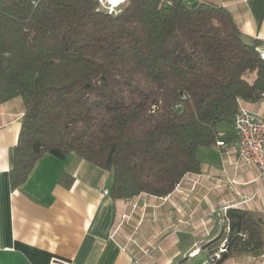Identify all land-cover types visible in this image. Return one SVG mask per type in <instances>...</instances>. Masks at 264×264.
I'll list each match as a JSON object with an SVG mask.
<instances>
[{
  "label": "trees",
  "instance_id": "obj_1",
  "mask_svg": "<svg viewBox=\"0 0 264 264\" xmlns=\"http://www.w3.org/2000/svg\"><path fill=\"white\" fill-rule=\"evenodd\" d=\"M263 96L259 43L224 7L127 0L109 14L98 0H0V104L25 107L13 188L45 155L75 153L113 175L115 200L166 197L200 172L201 147L236 137L242 102ZM223 227L207 245L227 239L217 263L264 251L263 214L232 207Z\"/></svg>",
  "mask_w": 264,
  "mask_h": 264
},
{
  "label": "crops",
  "instance_id": "obj_2",
  "mask_svg": "<svg viewBox=\"0 0 264 264\" xmlns=\"http://www.w3.org/2000/svg\"><path fill=\"white\" fill-rule=\"evenodd\" d=\"M226 8L264 54V0H189ZM242 105L264 115V96ZM25 112L21 97L0 104V264H175L194 261L222 229L225 205L264 216V177L239 158L235 136L201 147L199 173H188L166 196L115 200L113 175L75 153L47 154L13 188V167ZM72 179L70 187L62 178ZM254 197L251 200L246 199ZM200 252L191 253L201 241ZM212 250V249H211ZM205 258L204 260H206ZM230 261L264 264V251Z\"/></svg>",
  "mask_w": 264,
  "mask_h": 264
},
{
  "label": "built area",
  "instance_id": "obj_3",
  "mask_svg": "<svg viewBox=\"0 0 264 264\" xmlns=\"http://www.w3.org/2000/svg\"><path fill=\"white\" fill-rule=\"evenodd\" d=\"M182 1L188 2L189 0ZM98 2L100 7L109 14L119 13L127 4V0H121L117 5L112 0H98ZM161 2L170 4L171 0H161ZM234 129L236 134L234 145L237 148L239 158L247 163L257 165L261 175L264 177V115L242 105L234 117ZM217 144L223 147L227 146L223 140L218 141ZM253 198L250 197L246 201ZM235 206L238 205H225L217 212L220 225L225 223L226 212ZM226 242L227 239H224L222 247L219 249L220 252L216 254V258H220L221 253L226 251ZM204 244L205 241L202 240L190 256L200 252V247Z\"/></svg>",
  "mask_w": 264,
  "mask_h": 264
},
{
  "label": "rangeland",
  "instance_id": "obj_4",
  "mask_svg": "<svg viewBox=\"0 0 264 264\" xmlns=\"http://www.w3.org/2000/svg\"><path fill=\"white\" fill-rule=\"evenodd\" d=\"M223 226H224V224L223 225L222 224L220 225L222 231H223V228H224ZM222 243L220 245V248L222 247ZM217 250L218 249H216V248H212V250L210 249L209 254H208L209 257H207V253H203V254L199 255V257H197L196 259H194V261H186V260L180 261V260H178V262H176L175 264H233V262L230 261V258H228L227 260H225L223 262L217 263V261H218L219 258H216V254L218 252H220L219 250L218 251ZM213 252H215V253L213 254ZM205 258H207V259L204 260ZM234 264H243V263L242 262H239V261H235Z\"/></svg>",
  "mask_w": 264,
  "mask_h": 264
},
{
  "label": "bare ground",
  "instance_id": "obj_5",
  "mask_svg": "<svg viewBox=\"0 0 264 264\" xmlns=\"http://www.w3.org/2000/svg\"><path fill=\"white\" fill-rule=\"evenodd\" d=\"M121 0H112V2L117 5Z\"/></svg>",
  "mask_w": 264,
  "mask_h": 264
}]
</instances>
